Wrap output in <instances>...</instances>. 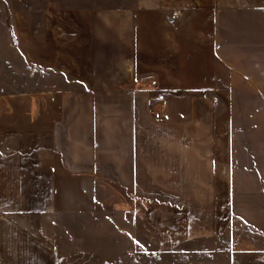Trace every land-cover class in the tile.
I'll return each mask as SVG.
<instances>
[{
	"label": "crops",
	"instance_id": "0c3cea01",
	"mask_svg": "<svg viewBox=\"0 0 264 264\" xmlns=\"http://www.w3.org/2000/svg\"><path fill=\"white\" fill-rule=\"evenodd\" d=\"M134 2L53 13L48 41L28 45L46 72L27 81L43 85L0 73V264L84 250L69 227L109 185L180 211L181 240L230 229L235 251L264 249V152L241 132L258 121L217 131L219 103L264 98V0Z\"/></svg>",
	"mask_w": 264,
	"mask_h": 264
},
{
	"label": "rangeland",
	"instance_id": "374dc122",
	"mask_svg": "<svg viewBox=\"0 0 264 264\" xmlns=\"http://www.w3.org/2000/svg\"><path fill=\"white\" fill-rule=\"evenodd\" d=\"M134 5V0H0V73L4 78L19 77L21 90L43 85L27 81L34 67L27 58L28 45L31 39L41 45L48 41L57 23L53 13L59 15L63 9L131 10ZM148 34L154 33L149 30ZM31 55L43 57L44 53L36 48ZM38 71L35 78L46 72ZM235 105L238 108L232 112L229 102L227 108L223 102L218 104V137H232L231 122L258 121V128L241 132L254 139V145L258 140L264 152V98H240ZM257 107L259 111L253 113ZM227 150L222 147L218 152ZM97 197L101 208L85 211L90 213L86 215L89 225L69 227L73 239L76 235L86 239L84 250L74 248L78 242L63 241L62 264H264V249L237 252L231 248L230 229L211 239L184 241L180 239L184 223L180 211L113 185L98 188Z\"/></svg>",
	"mask_w": 264,
	"mask_h": 264
},
{
	"label": "built area",
	"instance_id": "2783aa9c",
	"mask_svg": "<svg viewBox=\"0 0 264 264\" xmlns=\"http://www.w3.org/2000/svg\"><path fill=\"white\" fill-rule=\"evenodd\" d=\"M176 16H177V13H174V15L172 16V18L175 19ZM36 73H39L38 69H36V68L31 69V74L32 75H34Z\"/></svg>",
	"mask_w": 264,
	"mask_h": 264
}]
</instances>
